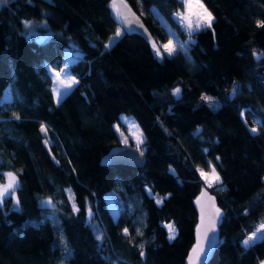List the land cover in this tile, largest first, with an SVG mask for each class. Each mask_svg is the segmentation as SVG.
I'll return each instance as SVG.
<instances>
[{
    "label": "trees",
    "instance_id": "1",
    "mask_svg": "<svg viewBox=\"0 0 264 264\" xmlns=\"http://www.w3.org/2000/svg\"><path fill=\"white\" fill-rule=\"evenodd\" d=\"M124 1L150 40L120 27L112 0L0 4V182L14 173L19 201L0 202V264H185L204 187L220 210L207 264H261L264 239L243 241L264 224V0H201L214 19L191 36L174 18L182 0ZM43 18L46 40L23 33ZM152 40L175 51L158 57ZM66 49L78 83L55 104L47 66ZM121 115L143 134L142 166L100 164L136 147L119 139ZM213 166L222 189L200 178Z\"/></svg>",
    "mask_w": 264,
    "mask_h": 264
},
{
    "label": "water",
    "instance_id": "2",
    "mask_svg": "<svg viewBox=\"0 0 264 264\" xmlns=\"http://www.w3.org/2000/svg\"><path fill=\"white\" fill-rule=\"evenodd\" d=\"M116 4L117 7L115 8V12L118 16L120 27L126 32H136L143 39L150 40L151 34L143 23L142 18L128 5V3L124 0H116ZM125 16L127 20L124 19ZM141 153L142 151L134 146H115L103 155L100 164H122L133 167L142 166L145 157L143 153ZM197 201H199V203ZM194 204L198 212V221L194 230V243L186 256L185 264H207L212 258L215 246L219 240L218 226L220 216L216 219L215 230L209 231L207 233V239H203L204 228L201 224V209L203 208L206 227L208 220L212 218L214 210L217 209V207L214 204V198L205 187L201 189ZM198 243L203 244L204 251L197 254L194 253L193 250L197 247Z\"/></svg>",
    "mask_w": 264,
    "mask_h": 264
},
{
    "label": "rangeland",
    "instance_id": "3",
    "mask_svg": "<svg viewBox=\"0 0 264 264\" xmlns=\"http://www.w3.org/2000/svg\"><path fill=\"white\" fill-rule=\"evenodd\" d=\"M183 1V9L181 11H178L177 13L174 14V18L175 20L179 23L180 25V28L182 29V31L189 36V31L186 27V23L187 21L185 20H182L181 19V16H178V13L179 14H182L183 16L185 17H189L193 20V22H195V20L199 17H202L204 15V12H205V9L207 10V8L203 5V3L201 2V0H182ZM191 4L192 7L191 9H189L188 7V4ZM1 4V2H0ZM200 5H203V8L200 7ZM208 13L209 10H207ZM212 18H213V15L211 14ZM214 19V18H213ZM212 19V21H213ZM27 22V23H26ZM24 31L23 33L29 37V38H33L34 40L36 41H44L46 40L49 35H50V32L46 29L48 27V24H47V20L46 19H41V20H26L24 21ZM117 37V34L112 38L110 39L109 42H113V40ZM172 42V41H171ZM169 42H166V43H163L161 46H157L156 43L152 40L151 42V46L152 48H154L153 50L154 53L158 56V57H163L165 54L168 55V53L164 50V45L168 44ZM155 44L156 47H154L153 45ZM171 47H173L175 49V43H171ZM156 48H159L160 49V54H157V51H156ZM77 56V53L76 52H72L70 50H65L64 52V55H63V59H62V62H61V66L59 69H55L56 71H60L61 69L64 68V65H65V61L68 62V68H67V71L71 74V72L69 71V63L71 61H73ZM48 67V72H49V76H50V80H51V91H52V95H53V100H54V103L55 104H58L57 101H56V96H55V93L53 91L54 87H55V76H54V73L52 71V67L50 66H47ZM63 75V73H62ZM72 75V74H71ZM73 76V75H72ZM169 77V75L167 74V78ZM73 88V87H72ZM64 97V96H63ZM62 97V98H63ZM61 98V99H62ZM11 99V90H10V87H7L2 96H1V101H7V100H10ZM120 121L124 124L125 126V129H126V136L125 134H123V132L119 129V126L116 124V129H117V132H118V135H119V139L121 141V143L123 145H127V144H130V141L132 144H134L136 147H142V144H143V134L139 128V126L137 125V123L135 122V120L133 119V117L131 116H126V115H121L120 116ZM252 129V128H250ZM138 141H142V143H138ZM211 168H209L208 171H204L205 173H207L209 175V178L211 180ZM202 169H198V172H199V175H200V178L201 180L203 181L204 185L208 188H212V189H222L223 186L221 185L220 183V179L219 181H212L211 183H209V181H206L204 179L203 176H201V171ZM16 178V177H15ZM17 181V180H16ZM9 183V177L7 176V173H5L4 175V181L3 182H0V187L4 186V185H7ZM7 196H10L11 197V200L13 201V205L16 206L17 205V200H16V196H15V189L12 190V189H9V194H6L3 199ZM154 201L157 203V200L158 199H161V197H156V196H152ZM48 201H51V199L49 198H46V199H43L41 201V204H44V205H49L47 202ZM160 204V203H158ZM118 212L115 210V209H112V215L113 217L115 218L117 216ZM167 225L169 224H166L165 227L167 228ZM167 231H168V235H169V230L167 228ZM261 264H264V260L261 262Z\"/></svg>",
    "mask_w": 264,
    "mask_h": 264
},
{
    "label": "snow or ice",
    "instance_id": "4",
    "mask_svg": "<svg viewBox=\"0 0 264 264\" xmlns=\"http://www.w3.org/2000/svg\"><path fill=\"white\" fill-rule=\"evenodd\" d=\"M0 2H6V0H0ZM112 6L114 8L117 7L116 0H112ZM188 7H189V9H191L192 5L189 3ZM200 7L203 8V5H200ZM178 16H181L182 20L187 21L186 27L189 31L190 36L193 33V31H198L201 27L210 28L212 25V19L213 18L211 16V13H208L206 9H205L204 15L202 17L197 18L195 20V22H193V20L191 18L185 17L182 14L178 13ZM124 19L127 20V17L125 16ZM257 25H258V27L264 28V21H257ZM118 35H120L119 32H117V36ZM171 43L172 42L169 41L168 44L163 46L164 50L168 53V55H172L173 52L175 51V49L173 47H171ZM153 46L156 47L155 44ZM156 51H157V54H160L159 48H156ZM67 68H68V62L65 61L64 68L61 69L60 71H56L55 69H52L54 76H55V87H54L53 91L55 93L57 103H59L61 98L65 95H67L68 92L72 89V87L78 83L76 78L74 76H72L67 71ZM62 73H63V75H62ZM235 92H236V89L233 88V93H235ZM180 93H181L180 88H176L173 90V95H175L177 97L180 96ZM202 99L205 101L211 102V98L208 96H204V97H202ZM241 115L243 116V113ZM17 118H19V117H17ZM250 130L252 132L257 131L256 128H252ZM41 132H44L45 134L47 133V127L43 124L41 125ZM45 143L47 144L48 141L45 140ZM138 143H142V141H138ZM217 159H219V158H217ZM200 171H201V176H203L206 181H209V183H211L213 180L219 181V175L216 173L214 166L211 169V173H212L211 180H210L209 175L207 173H205L203 170H200ZM7 176L9 177V183L7 185L0 187V202H2L3 197L6 194H9V189L14 190L17 187V181H16L14 173L9 172V173H7ZM197 202L199 203V201H197ZM17 203H19V201H17ZM47 203L50 205L51 201H48ZM157 203H162V200L158 199ZM201 212H202L201 224H202V227L204 228L203 239H207V233L209 231L215 230V223H216V219L220 216V210L219 209L214 210L212 218H210L208 220L206 227H205V221H204V216H203V208L201 209ZM167 228L169 230V239H175L176 238V230H175L174 226L169 224V225H167ZM124 234L126 236L129 235L128 229H124ZM137 234H142V233H139V231H138ZM255 239H264V224H261L260 228H258L256 232H253L246 240H244L243 244L245 246H250V244L253 243L255 241ZM193 251H194V253H197V254L200 252H203L204 251L203 244L198 243L197 247Z\"/></svg>",
    "mask_w": 264,
    "mask_h": 264
}]
</instances>
